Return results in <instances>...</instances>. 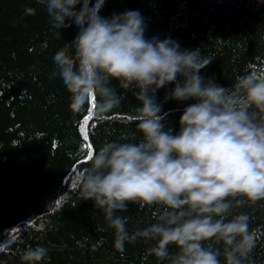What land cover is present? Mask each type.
Listing matches in <instances>:
<instances>
[{"label":"clouds","instance_id":"1","mask_svg":"<svg viewBox=\"0 0 264 264\" xmlns=\"http://www.w3.org/2000/svg\"><path fill=\"white\" fill-rule=\"evenodd\" d=\"M37 2L53 28H78L53 55L52 76L62 80L72 110L92 104L91 114L104 120L127 93L139 101V139L103 143L79 177L80 199L103 211L115 247L142 239L158 264H246L257 240L238 209L264 201V75L244 74L224 87L200 75L212 60L199 48L146 37L138 10L102 17L89 0ZM169 84L164 102L194 101L178 130L165 126L156 100ZM129 204L154 207L153 222L129 233L122 215ZM47 255L39 245L19 253L21 264H43Z\"/></svg>","mask_w":264,"mask_h":264},{"label":"trees","instance_id":"2","mask_svg":"<svg viewBox=\"0 0 264 264\" xmlns=\"http://www.w3.org/2000/svg\"><path fill=\"white\" fill-rule=\"evenodd\" d=\"M89 6L102 17L138 10L146 37L199 48L212 60L200 75L221 86L244 74L264 75V0H89ZM26 8L34 14L25 15ZM77 32L74 23L53 28L37 0H0V264H21L20 251L38 245L48 250L43 264H158L142 239L118 250L103 211L80 199L88 153L140 133L139 101L129 92L104 120L92 115L84 140L80 127L92 104L72 110L62 80L52 76L53 55ZM112 85L123 93L118 82ZM172 87L160 88L156 100L167 113L165 126L178 130L183 108L194 101L164 102ZM155 211L129 204L122 213L129 233L152 223ZM238 211L249 215L257 240L246 264H264V201ZM101 226L105 231H97Z\"/></svg>","mask_w":264,"mask_h":264},{"label":"snow or ice","instance_id":"3","mask_svg":"<svg viewBox=\"0 0 264 264\" xmlns=\"http://www.w3.org/2000/svg\"><path fill=\"white\" fill-rule=\"evenodd\" d=\"M92 114L91 111H89L88 115L84 117L83 123L81 124L80 131L83 134L84 140L88 139V134H87V128L86 126L88 125L89 120L91 119ZM89 148H91V145H88ZM91 157V152L88 153V158L90 159Z\"/></svg>","mask_w":264,"mask_h":264}]
</instances>
